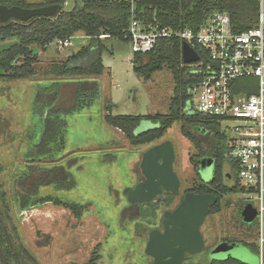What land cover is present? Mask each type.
Masks as SVG:
<instances>
[{"label":"rangeland","instance_id":"374dc122","mask_svg":"<svg viewBox=\"0 0 264 264\" xmlns=\"http://www.w3.org/2000/svg\"><path fill=\"white\" fill-rule=\"evenodd\" d=\"M13 1L39 5L48 0ZM64 1L63 11H71L74 0ZM104 39L107 48L102 55L105 72L100 77L87 78L98 82L99 97L92 107L63 117L68 124L65 148L54 160L33 161L26 158L33 143L31 136H36L37 142L43 130L42 121L33 113L36 90L39 85H49L53 81L79 80L57 78L47 75L46 71L52 64L63 63L77 54L90 44L91 39L79 32L66 45L55 40L45 51L33 46L38 58L35 65L37 75L23 80L0 79V191L7 193L20 242L39 264H89L95 251L101 255L95 264H152L151 257L145 253L148 234L159 227L167 208L160 205L157 213L131 220L137 210L134 207L132 211H127L131 204L124 191L143 179L140 168L142 157L153 145L170 141L175 148L174 169L181 181V188L167 210L175 208L187 191L202 183L191 163L192 157L199 152L181 133L180 122L175 123L161 139L140 146H133L123 132L106 122L108 103L112 104L113 116L169 114L175 81L168 68L155 73L150 81H145L133 71L130 43ZM14 43V39L0 41V52ZM21 63V58L16 61V64ZM71 105L69 103L67 107ZM158 127L144 121L136 133ZM210 141L213 142L212 136ZM206 144L209 145V142ZM30 165L38 166L41 176L49 171L58 174L65 169L72 174L76 182L73 190L62 191L49 186L41 189V195L58 197L64 202L82 206L89 205L81 219L51 203L23 213L19 211L15 181L28 172ZM229 170L230 166L226 164L225 174ZM212 178L213 169L207 181ZM226 183L233 186L235 181L227 180ZM242 198V194L223 198L220 212L210 215L201 228L206 239V251L197 254L193 262L186 264H210L229 256L237 258L239 253L234 246L229 250L230 254L212 256L215 250L213 246L223 240L247 244L257 241L255 225H246L242 221ZM228 202L230 205H227ZM253 254L259 257L258 253Z\"/></svg>","mask_w":264,"mask_h":264},{"label":"trees","instance_id":"16d2710c","mask_svg":"<svg viewBox=\"0 0 264 264\" xmlns=\"http://www.w3.org/2000/svg\"><path fill=\"white\" fill-rule=\"evenodd\" d=\"M74 8L64 12V0H48L45 4L25 5L13 0H0V6H20L23 8H39L59 5L56 16L35 17L28 22L10 20L0 22V41L16 40V43L0 52V79L23 80L37 75L35 65L38 58L33 46L46 50L51 43L58 40L63 45L69 44L74 35L83 32L91 39L88 46L77 54L69 57L63 63H54L46 74L57 78H77V81H53L49 85L38 86L33 103V113L43 123L41 135L31 136L32 145L26 158L29 160H54L65 148V134L68 124L64 116L81 112L94 105L100 94L96 80L90 77H100L105 72L103 52L107 49V40L129 42V26L133 14L146 24L148 28H170L174 32L187 29L197 31L206 23L211 14L217 11L229 14L233 28L241 33L254 27L259 20V0H137L134 9L131 0H74ZM202 61H207V54L198 48ZM21 64H16L18 59ZM133 71L145 81H150L155 73L168 68L174 78L175 88L170 103L169 114L147 116H113L112 104L106 106V122L123 132L133 146L151 144L161 139L177 122L181 123V133L187 137L198 150V155L192 157L191 163L202 183L188 192L210 194L218 197V202L211 207V214H217L222 209V200L227 195L245 194L237 182L236 166L224 158L227 150L226 135L220 131L219 122L212 117L186 111L189 100L188 90L197 85L202 74H193L191 67L182 60V41L177 37L161 39L156 48L146 54L133 55ZM87 79V80H81ZM73 89V92H71ZM72 103L70 107H67ZM144 121H149L158 128L137 134V128ZM210 136L213 142L210 141ZM209 142V145L206 144ZM212 158L215 162L213 178L204 182L199 173L203 158ZM230 170L225 174V166ZM28 172L15 181V197L21 213L33 210L48 203L71 211L76 218L81 219L90 207L76 203L64 202L58 197L42 196L41 189L54 186L56 190L71 191L76 182L66 169L58 174L49 171L41 176L38 166H28ZM234 180L233 186L226 181ZM176 196L165 193L155 201L144 204L130 205L127 210H137L131 220L143 217L149 213H157L160 205L170 208ZM242 200V210L247 205ZM230 205V202L227 203ZM241 210V211H242ZM125 220V218H124ZM254 225V224H253ZM253 252L256 245L246 244ZM101 259L98 251L92 255L89 264H95ZM39 264L33 255L20 242L18 229L11 215L7 193L0 191V264ZM211 264H244L232 258L226 261H213Z\"/></svg>","mask_w":264,"mask_h":264},{"label":"built area","instance_id":"2783aa9c","mask_svg":"<svg viewBox=\"0 0 264 264\" xmlns=\"http://www.w3.org/2000/svg\"><path fill=\"white\" fill-rule=\"evenodd\" d=\"M136 1L131 0L133 9ZM259 3L258 23L241 33L221 11L196 32L148 28L133 14L128 33L133 55H146L159 40L172 37L207 54V61L199 54V61L188 65L202 79L188 90L186 111L215 118L226 135L224 158L236 166L242 199L257 210L255 245L264 264V0Z\"/></svg>","mask_w":264,"mask_h":264},{"label":"water","instance_id":"95a60500","mask_svg":"<svg viewBox=\"0 0 264 264\" xmlns=\"http://www.w3.org/2000/svg\"><path fill=\"white\" fill-rule=\"evenodd\" d=\"M59 5L44 6L39 8H23L20 6H0V22L6 23L10 20L28 22L35 17L52 18L59 12ZM182 59L186 65L199 61L198 52L188 43H183ZM175 149L170 141H165L149 148L142 157L140 165L141 173L145 178L135 188H126L124 195L131 204H144L155 201L164 192L172 193L175 196L180 194L181 181L174 169ZM215 162L212 158H203L200 162L199 173L204 182H208ZM218 202V197L210 194H197L189 192L174 211L164 213V234L158 230L150 233V239L146 246V255L154 258V264H182L185 261V254L190 255L201 252L204 248V238L200 231L205 219L211 213V207ZM241 217L246 225H253L257 217V210L252 204H247ZM234 246L239 256H229L244 264H259V257L253 254L241 243H223L218 246L212 256L218 254H230L229 250ZM234 249V250H235Z\"/></svg>","mask_w":264,"mask_h":264},{"label":"flooded vegetation","instance_id":"af4514ba","mask_svg":"<svg viewBox=\"0 0 264 264\" xmlns=\"http://www.w3.org/2000/svg\"><path fill=\"white\" fill-rule=\"evenodd\" d=\"M162 143V142H161ZM160 144V143H159ZM157 145V144H156ZM154 146V145H153ZM152 146V147H153ZM175 149V148H174ZM142 174V173H141ZM143 176V175H142ZM228 180H230V179H228ZM145 181V178H144V176H143V179L141 180V182H144ZM141 182H139V183H141ZM138 183V184H139ZM138 184H136L133 188H135ZM165 193H168V192H164V194ZM189 193V192H188ZM192 193H194V192H192ZM163 194V195H164ZM187 194V193H186ZM185 194V195H186ZM162 195V196H163ZM185 195L183 196V198L180 200V202L175 206V208H173V209H170V211H174L175 209H176V207L181 203V201L184 199V197H185ZM177 197V196H176ZM168 209V208H167ZM166 209V210H167ZM166 210L163 212V215H164V213L166 212ZM167 211H169V210H167ZM162 215V219H161V222H160V225H159V227H156V228H154V229H152V230H150V232H149V234H148V241H147V244H148V242H149V239H150V233L152 232V231H154V230H158L160 233H162V234H164V231H165V228H164V216ZM210 215H212L211 213H210ZM209 215V216H210ZM208 216V217H209ZM207 217V218H208ZM206 218V219H207ZM205 219V220H206ZM242 221H243V219H242ZM205 222V221H204ZM204 224V223H203ZM203 224H202V226H203ZM202 226H201V228H202ZM201 228H200V231H201ZM202 233V232H201ZM203 235V234H202ZM203 238H204V236H203ZM223 243H230V244H232V243H241L242 245H244L245 247H247L246 246V244L247 243H243V242H238V241H236V240H223V241H220L219 243H217L216 245H214L213 246V249L215 248H217L218 246H220L221 244H223ZM254 245H255V242H254ZM147 246V245H146ZM248 248V247H247ZM249 249V248H248ZM204 251H206V239L204 238V248H203V250L201 251V252H199V253H202V252H204ZM209 250H207V252H208ZM251 251V250H250ZM252 252V251H251ZM199 253H197V254H199ZM255 253H257V252H255ZM197 254H194V255H190V254H188V253H186L185 254V261L182 263V264H186V263H189V262H193L194 260H195V256L197 255ZM150 257V256H149ZM231 258V257H230ZM151 259H152V264H154V258H152L151 257ZM259 261H260V259H259ZM213 262V261H212ZM212 262H210V264L212 263Z\"/></svg>","mask_w":264,"mask_h":264}]
</instances>
